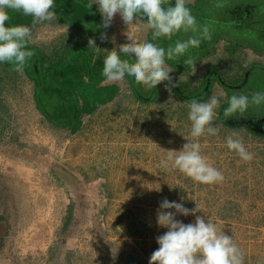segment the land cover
Masks as SVG:
<instances>
[{
    "label": "rangeland",
    "instance_id": "1",
    "mask_svg": "<svg viewBox=\"0 0 264 264\" xmlns=\"http://www.w3.org/2000/svg\"><path fill=\"white\" fill-rule=\"evenodd\" d=\"M199 1L188 0L187 6ZM127 31L119 14L102 30L107 40L55 18L32 30L31 43L52 60L78 45L106 56L107 50L129 43ZM130 34L155 43L151 31ZM89 38L99 51L89 47ZM234 43L219 39L188 72L166 61L174 70L170 75L192 85L236 45L244 65L264 66V52ZM14 69L5 70L0 63V213L12 222L7 244L19 264H149L159 247L156 237L167 231L156 222L159 204L164 198L181 202V197L185 207L197 204V215L232 237L243 264H264V139L219 122L227 97L223 87L214 85L209 95L220 98L214 136L191 137L189 103L174 94L170 99L168 91L153 102L139 101L127 79L101 83L106 99L72 130L57 128L42 116L34 102V83ZM230 136L242 140L251 160L228 149ZM186 139L200 144L207 163L223 174L222 181L201 184L170 163L167 168L161 164ZM178 219L187 224L195 217Z\"/></svg>",
    "mask_w": 264,
    "mask_h": 264
},
{
    "label": "clouds",
    "instance_id": "2",
    "mask_svg": "<svg viewBox=\"0 0 264 264\" xmlns=\"http://www.w3.org/2000/svg\"><path fill=\"white\" fill-rule=\"evenodd\" d=\"M187 3L188 0H174L173 6V0H91L89 8L97 5L102 16L100 27L109 28L119 14L128 29L126 35L129 43L119 45V50H107L101 73L104 80L101 83L122 84L127 78L153 90L166 81L165 87L171 99L172 90L179 82L173 81L170 73L174 70L166 61L178 60L190 48H198L203 40L211 39L209 27L198 24ZM54 5L55 0H0V63H11L15 71L22 72L25 64L34 56V52L27 48L32 37L31 28L26 25L6 26V22L11 19L10 11L31 16L33 24L44 23L56 18ZM134 30L151 31L152 41L162 38L171 40L181 31L193 35L164 48L151 41L138 40L130 34ZM107 39V33H102L101 40ZM88 44L98 51L101 49L94 38H89ZM183 64L196 69L197 63L189 56L183 60ZM219 104L220 98L215 94L207 101H190L188 120L191 122V137L217 135L219 126H214L213 121ZM227 104L223 111L225 119L235 117L236 114L243 117L250 107L264 104V91L255 92L251 97L233 94ZM187 141L181 150H169L167 159L162 160L161 164L167 168L170 163L172 168L201 184L222 181L223 174L207 163L201 154L200 144ZM227 147L244 161L252 159L251 153L239 138L228 137ZM173 152L178 154L173 155ZM183 200V197L181 202L164 198L160 202L156 222L158 227L167 231L156 237L159 247L151 254L149 264H243V255L232 237L218 231L216 224L205 215H197L201 211L197 204L189 209ZM179 216H193L195 220L186 224L178 219Z\"/></svg>",
    "mask_w": 264,
    "mask_h": 264
},
{
    "label": "trees",
    "instance_id": "3",
    "mask_svg": "<svg viewBox=\"0 0 264 264\" xmlns=\"http://www.w3.org/2000/svg\"><path fill=\"white\" fill-rule=\"evenodd\" d=\"M89 4L88 0H55L56 20L98 39L103 30L100 27L102 18L94 5L90 9ZM187 7L198 24L209 27L211 39L203 40L198 48H190L184 57L167 61L175 69L188 72L191 68L183 64L184 59L189 56L195 61L203 58L214 49L219 39L225 37L236 44L252 45L257 51L264 52V0H201ZM10 17L6 26L26 25L34 30L40 25L33 24V18L21 12L10 11ZM191 35V32L181 31L171 40L162 38L155 43L167 48ZM236 46L230 47L227 55L221 57L208 72L196 78L192 85L173 78L179 85L173 88L172 94L187 103L193 99L206 101L214 85L218 84L227 92L225 102L220 105L219 122L247 129L264 139V104L250 107L243 117L236 114L232 122L223 117V111L228 106L227 100L233 94L251 97L255 92L264 91V66L260 63L244 65L236 53L240 50ZM27 48L34 52V56L25 64L23 71L34 83L36 108L53 126L76 130L81 123V116L93 111L106 99L105 89L99 87L104 80L101 73L105 56L78 45L68 47L52 60L31 40ZM2 64L15 67L7 62ZM128 82L135 98L142 102H153L162 91H167L166 81L153 90L137 85L132 80Z\"/></svg>",
    "mask_w": 264,
    "mask_h": 264
},
{
    "label": "crops",
    "instance_id": "4",
    "mask_svg": "<svg viewBox=\"0 0 264 264\" xmlns=\"http://www.w3.org/2000/svg\"><path fill=\"white\" fill-rule=\"evenodd\" d=\"M4 66H5V70L7 68H9V66H6V65H4ZM12 68H15V67H12ZM24 74H25V72H24ZM25 76L27 77L26 74H25ZM11 228H12V222L7 217H4L0 213V264H19V262H17L12 257L11 249L9 248V246L7 244L8 240L10 238V235H11L10 234Z\"/></svg>",
    "mask_w": 264,
    "mask_h": 264
}]
</instances>
